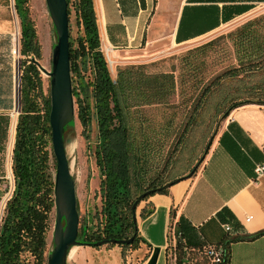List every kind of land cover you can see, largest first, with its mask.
I'll return each mask as SVG.
<instances>
[{"label":"trees","instance_id":"trees-1","mask_svg":"<svg viewBox=\"0 0 264 264\" xmlns=\"http://www.w3.org/2000/svg\"><path fill=\"white\" fill-rule=\"evenodd\" d=\"M13 1L20 23V54L27 59L21 61L20 110L11 157L14 186L0 223V264H47V233L54 211L56 163L49 124L50 94L43 93L41 73L34 60L40 57V47L29 15V0ZM71 5L76 25L81 28V32L73 37L69 25L76 117L87 139L91 123L95 122L93 155L101 179L100 207L94 219L80 222L78 240L94 246L93 242L102 239L133 237L132 242L117 245L122 250L125 247L135 249L140 242L146 241L135 228L133 203L148 190L153 191L138 203V207L155 193L167 194L168 188L162 186L175 177L166 172L165 167L157 170L154 176H147L153 169L154 158L162 159L163 147L171 136V120L164 117L154 135L148 121L133 118L131 107L153 103L162 109L168 106L175 90V77L172 72L143 75L139 66L125 65L118 68L116 78H112L100 47L93 1L67 0L68 18ZM229 37L236 64L202 87L187 118L189 129L197 120L201 101L227 79L242 83L237 91L241 101L230 104L223 112L224 118L238 106L264 104V14L246 19L230 32ZM211 44L207 42L196 49L203 51ZM192 51L183 56L190 77L195 76L200 65L196 60L204 52ZM256 76L262 77L255 82H245V77ZM8 123L9 116L7 127ZM152 211L147 206L141 208L140 218H146ZM261 234L264 231L204 244L190 221L183 215L176 218V211L171 208L167 225V264H187L189 261L194 264H228L231 242L253 239ZM209 246L221 248L219 262L211 259Z\"/></svg>","mask_w":264,"mask_h":264},{"label":"crops","instance_id":"crops-1","mask_svg":"<svg viewBox=\"0 0 264 264\" xmlns=\"http://www.w3.org/2000/svg\"><path fill=\"white\" fill-rule=\"evenodd\" d=\"M92 1L100 47L109 70L110 66H116L117 70L157 56L163 46L190 42L224 24L248 19L264 7V0ZM19 31L14 1L0 0V39L8 42L13 34L16 37L9 49L13 62L6 66L7 61H0V212L9 183L5 181L7 176L3 170L6 120L12 108L20 109L21 64L16 60L20 52L16 48L17 40L20 42ZM6 55L0 54V58ZM12 129L11 143L15 125ZM10 147L12 150V145ZM263 161L264 104L238 106L222 122L194 177L173 184L167 194L155 193L140 203L136 223L146 242H140L131 250L132 264H167V225L171 208L175 209L176 218L183 215L190 221L204 244L264 231V175L256 177L254 173V166ZM11 171L9 164V173ZM145 206L153 211L141 219L139 212ZM247 215L252 216L249 221L245 220ZM226 223L231 224L233 232L226 233ZM228 264H264V234L231 242Z\"/></svg>","mask_w":264,"mask_h":264},{"label":"rangeland","instance_id":"rangeland-1","mask_svg":"<svg viewBox=\"0 0 264 264\" xmlns=\"http://www.w3.org/2000/svg\"><path fill=\"white\" fill-rule=\"evenodd\" d=\"M264 14V7L259 8L249 18H254ZM29 15L34 23L38 44L40 47V57L34 58L35 62L43 66L47 70L51 69L52 48L56 42L55 29L50 18L45 0H29ZM18 19V17H17ZM246 19H240L220 26L218 29L203 35L200 38L184 43L182 45H166L161 47L157 56H152L138 63L129 64L139 66L138 70L143 75H153L159 72H172L175 77V90L169 98V105L159 108L155 103L150 105H141L140 107H131L133 118L136 120L148 121L153 128V133L159 130L158 125L163 121L164 117L169 118L171 135L166 140L163 147V155L161 160L154 158L153 169L147 176H154L157 170L165 167V171L171 176L183 178L187 176L195 167V172L187 179L195 176L202 165L199 162L204 152V148L210 138L215 139L222 122L224 121L223 112L230 104L241 101L237 93L239 85L234 79L225 80L219 87L212 89L206 100L200 103V112L197 114V120L189 129L187 118L191 113L192 104L197 100L202 87L209 85L211 81L220 74L236 64L232 43L230 40V32L242 24ZM19 23V19H18ZM70 31L73 37L81 32V28L76 25L75 15L71 5V13L69 15ZM20 39V31H19ZM11 42H16L15 34L11 36V40L7 42L5 38L0 39V54L6 53L5 57H1L0 61L5 62L6 66L13 62L9 49ZM207 42H211L203 51L196 48ZM20 49V42L17 40L16 48ZM190 50V51H189ZM193 50V51H192ZM203 52L199 60V68L195 71V76H188L187 65L183 56L189 52ZM27 59L19 53L16 55L18 65L22 60ZM110 74L112 78H116V66H110ZM135 70V69H134ZM8 74V72H5ZM42 78V89L44 95L50 94V78L47 74L40 72ZM6 76V75H5ZM262 76L245 77V82H253L259 80ZM243 88V87H242ZM19 107L12 108L9 111V123L6 140V148L3 155V170L7 176L5 181L8 191L4 197L9 195L12 190L13 176L12 171L9 173V164L11 170V156L13 147L12 127L17 120V111ZM83 127L77 117L73 122L66 126L65 143L72 144L71 149H66L67 158L69 160L70 171L75 182V193L77 200V209L79 214V224L84 220L94 219L96 210L100 207V175L95 164L93 148L96 141L95 122L92 121L89 131V138H85ZM183 134V135H182ZM182 135V136H180ZM179 138V139H178ZM181 139V140H180ZM212 140V142H213ZM14 141V139H13ZM9 161V164H8ZM11 188L9 189V187ZM1 200V199H0ZM5 201V203H6ZM138 206L136 208V211ZM4 211V210H3ZM55 213L51 215L50 229L47 233V252L53 246L52 232L54 226ZM78 250V253H75ZM132 249L125 247L123 250L117 244H104L101 246H76L71 256H68L67 264H132Z\"/></svg>","mask_w":264,"mask_h":264},{"label":"water","instance_id":"water-1","mask_svg":"<svg viewBox=\"0 0 264 264\" xmlns=\"http://www.w3.org/2000/svg\"><path fill=\"white\" fill-rule=\"evenodd\" d=\"M50 18L52 20L56 42L52 48L51 69L47 70L39 65L38 68L50 78V111L49 124L51 128V144L55 158L54 174V226L52 232L53 246L47 254V264H67L70 250L73 246H87L78 240L79 214L75 193V182L70 171L69 160L65 149L66 126L75 120V102L72 93L70 55H69V18L67 12V0H45ZM210 138L200 157L201 162L212 144ZM183 178H177L167 182L162 188H169L180 180L189 178L196 169ZM153 190L141 193L132 205L135 228L136 211L138 203ZM133 237L128 239H102L93 242L94 246L104 244H127L132 242Z\"/></svg>","mask_w":264,"mask_h":264},{"label":"built area","instance_id":"built-area-1","mask_svg":"<svg viewBox=\"0 0 264 264\" xmlns=\"http://www.w3.org/2000/svg\"><path fill=\"white\" fill-rule=\"evenodd\" d=\"M42 72V71H40ZM19 114V111H17V115ZM15 125H16V122H15ZM254 173L256 175V177H261L264 175V161L261 162V163H258L254 166ZM13 190V188H12ZM12 190L8 193L9 195L7 196V200L10 198L11 194H12ZM6 204V203H5ZM4 208H5V205H4ZM3 208V210H4ZM0 223H1V219H2V216H3V213L4 211L0 212ZM252 218L251 215H247L245 217V220L246 221H249L250 219ZM224 229L226 231V233H231L233 232L232 231V226L230 223H226L225 226H224ZM174 244V242H173ZM210 250H209V255L211 257V259L216 263V262H219L220 258H221V254H222V251H221V248L220 247H217V248H214L212 246H209Z\"/></svg>","mask_w":264,"mask_h":264},{"label":"bare ground","instance_id":"bare-ground-1","mask_svg":"<svg viewBox=\"0 0 264 264\" xmlns=\"http://www.w3.org/2000/svg\"><path fill=\"white\" fill-rule=\"evenodd\" d=\"M71 149L72 148V144H70V143H65V149ZM74 249H76V246H73L72 248H71V250H70V253H69V256H71V254H72V252H73V250Z\"/></svg>","mask_w":264,"mask_h":264}]
</instances>
